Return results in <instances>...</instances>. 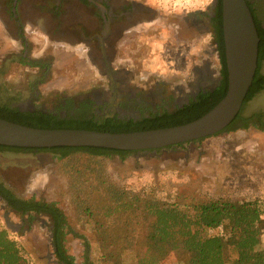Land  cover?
Returning a JSON list of instances; mask_svg holds the SVG:
<instances>
[{"label":"rangeland","instance_id":"1","mask_svg":"<svg viewBox=\"0 0 264 264\" xmlns=\"http://www.w3.org/2000/svg\"><path fill=\"white\" fill-rule=\"evenodd\" d=\"M45 1L30 0L31 5L39 7L44 6ZM137 1L153 10L157 23L146 26L144 34L127 36L134 40L132 44L136 48L146 51L138 57L133 56L131 61L141 65L150 61L160 62L163 64L161 70H167L169 74L161 80L180 82L186 80L202 60H210L211 69L219 82L221 61L214 52V36L196 30L178 34V27L185 26L183 20L189 16L187 12L193 6L180 4V0ZM248 2L264 26V0ZM9 17L0 12V105H13L23 110L41 108L55 111L52 96L57 92L83 96L97 88L99 82L107 84L97 71L96 64L91 62L88 47L81 42L82 35H74L70 30L71 26L79 28L81 25L72 13L62 17L66 28L63 32L71 33L72 40H51L44 23H47V15L32 16L24 30V36L30 43L29 61H22L24 48L18 42V29L14 24L9 31L4 29L2 19L8 20ZM81 17L84 18L86 37L98 33L90 10L82 13ZM120 44L117 61L126 64L125 58H130L129 50L124 46L126 39ZM151 48L159 49L158 56L151 58ZM35 61L46 62L50 66L49 71L39 72L29 66ZM261 73L264 74V61ZM43 75L46 82L39 86V90L44 99L35 101L29 92V84L35 81L36 76L43 78ZM261 111L264 112V92L246 105L243 117ZM70 112L76 118L96 120L113 114L112 110L98 113L93 109ZM0 182L21 199L57 205L69 224L65 230L68 233L66 248L78 264H87V259L90 264H113V254L106 253L102 241L105 237L119 239L114 251L120 264H138L141 251L136 245L143 229L132 230L126 222L136 218L135 221L141 223V216L140 213L123 211L117 221L107 216V210L113 206L111 198L114 192L151 195L181 207L209 201L255 200L264 207V132L255 128L240 129L183 147L141 152L125 159L119 156L92 158L81 154L60 159L54 153L5 151L0 152ZM19 222V218L10 214L0 202V231L7 232L18 244L24 259L30 264H60L48 235L51 220L43 216L29 220L23 228L28 227L27 233L18 232L16 226ZM208 234H222V230H210ZM127 235L129 237L123 242V237ZM86 244L90 247L88 253ZM259 249L264 250V234ZM184 263V255L177 253H171L161 262Z\"/></svg>","mask_w":264,"mask_h":264},{"label":"trees","instance_id":"2","mask_svg":"<svg viewBox=\"0 0 264 264\" xmlns=\"http://www.w3.org/2000/svg\"><path fill=\"white\" fill-rule=\"evenodd\" d=\"M249 7L260 37L259 68L241 112L228 128L216 136L225 132L250 128L264 132L263 111L254 113L249 117H243L246 105L264 92V74L261 73L262 62L264 61V26L250 3ZM216 15L219 27L218 34L214 38L216 44L219 45L218 49L221 54L220 83L214 93L209 92L207 95H201L199 102H191L190 106L184 110L172 113L165 111L162 115H153L141 121L122 120L117 116L104 117L102 120L83 119L73 117L70 111L90 110L94 103L77 101L76 98L79 95L57 92L52 96L55 101V111L41 108L23 110L13 105H0V119L44 130H87L112 134L172 128L194 122L216 107L226 96L228 90L222 0H218ZM41 64V62L35 61L33 65L38 67ZM41 67L44 68L43 65ZM44 78L45 75L43 78L36 76L35 81L29 84V92L35 101L44 99L39 90V86L46 82ZM64 111H68L66 116L61 115ZM184 145L186 144L166 149L183 147ZM161 150L163 149L157 150V152ZM5 151L35 154L54 153L60 159H67L75 154L92 158L119 156L125 159L141 153L93 147L23 149L0 146V152ZM144 152L152 151H143L142 153ZM3 195L13 206L21 209L23 215L34 212L36 214L31 215L34 218L43 212L51 213L49 227L53 235L51 244L55 256L60 264H78L66 248L68 233L65 230L69 228V224L55 203L24 200L11 195L10 191H4ZM111 201L113 206L107 210V216L113 217L115 221L118 220L117 217H120L121 211L131 212V214L140 213L141 223L135 221L136 218L126 222V226L132 230L143 229V232L138 236L139 241L136 245L141 251L138 264H161L171 253L184 255V264H264V250L259 249L264 229V207L260 201H209L191 207H181L179 204L165 203L151 195L130 194L117 190L114 192ZM216 229H221L222 234H208L210 230ZM128 237V235L123 237V242ZM118 240L117 237H105L102 240L106 253L113 254V264H120L119 257L114 251L118 247ZM86 249L88 253L90 249L88 244H86ZM0 264H30L24 259L18 244L5 231H0ZM87 264H90L88 259Z\"/></svg>","mask_w":264,"mask_h":264},{"label":"flooded vegetation","instance_id":"3","mask_svg":"<svg viewBox=\"0 0 264 264\" xmlns=\"http://www.w3.org/2000/svg\"><path fill=\"white\" fill-rule=\"evenodd\" d=\"M45 2L44 6L39 7L31 5L30 0H0V12L3 15H10L8 20L2 19L4 29L9 31L12 24L18 29V42L20 47L24 48L22 61H29L27 55L30 43L24 36V30L28 21L32 20V16L34 14L47 15V23L45 21L44 23L51 40H72L71 33L63 32L66 28L62 24V17L72 13L81 25L79 28L71 26V32L74 35H82L81 42L88 47L91 62L96 64V69L101 78L107 81V84L104 81L99 82L98 87L91 90L90 95H79L76 100L93 102L92 109L98 113L112 110V116H117L119 119L141 121L153 115H162L165 111L172 113L184 110L190 106L191 102H199L201 95H207L209 92L214 93L220 83V80L219 82L216 80V73L211 69L210 60H202L200 65L193 68L188 78L180 82L161 80L169 77V74L167 70L165 72L161 70L163 64L160 62L150 61L141 65L140 62L135 64L131 61L133 56L138 57V55L145 54L146 51L141 47L136 48L132 44L134 40L127 38V36L132 37L136 33L144 34L146 33V26H154L157 23L153 10L144 4H140L137 0H46ZM217 8L218 0L204 12L189 13V16L183 20L185 26L178 27L180 31L178 34H187L196 30L198 32L206 31L217 36L219 27L216 21ZM86 10H90L98 31L91 37H86V30L83 29L84 18L81 15ZM125 39L127 44L124 46L129 50L130 58H125L126 64H121L117 61V53L121 46L120 42ZM218 47L219 45L215 42L214 52L221 61ZM153 48L149 52L151 58L159 54V49ZM134 59L138 60V58ZM41 63L38 67H34L32 64L29 66L34 67L39 72L45 71L47 73L50 66L46 62ZM42 65L44 68L41 67ZM147 79H151V81L149 82ZM67 113L68 111H64L61 115L66 116ZM4 191H10L11 195L18 197L7 185L0 182V202L9 210L10 214L19 218L20 222L16 226L18 232H29L28 227L27 229L23 228L29 220L33 219L31 215L36 213L29 212L23 215L21 209H17L9 200L5 199ZM37 216L51 220L52 215L43 212L35 217ZM48 235L53 236L51 229Z\"/></svg>","mask_w":264,"mask_h":264},{"label":"water","instance_id":"4","mask_svg":"<svg viewBox=\"0 0 264 264\" xmlns=\"http://www.w3.org/2000/svg\"><path fill=\"white\" fill-rule=\"evenodd\" d=\"M228 72L226 96L209 113L186 125L112 134L87 130H44L0 119V146L23 149L93 147L157 151L214 137L241 112L259 68L260 37L248 0H222Z\"/></svg>","mask_w":264,"mask_h":264},{"label":"crops","instance_id":"5","mask_svg":"<svg viewBox=\"0 0 264 264\" xmlns=\"http://www.w3.org/2000/svg\"><path fill=\"white\" fill-rule=\"evenodd\" d=\"M215 1L216 0H180L178 3H185L187 5L190 4V6H193V8H191L192 10L188 11L187 13H195L204 12L205 10L209 9V7L213 5Z\"/></svg>","mask_w":264,"mask_h":264},{"label":"built area","instance_id":"6","mask_svg":"<svg viewBox=\"0 0 264 264\" xmlns=\"http://www.w3.org/2000/svg\"><path fill=\"white\" fill-rule=\"evenodd\" d=\"M206 1V0H205ZM189 6H190V4H189ZM188 7V6H187ZM263 234H264V229H263Z\"/></svg>","mask_w":264,"mask_h":264}]
</instances>
